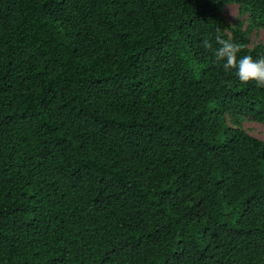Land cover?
I'll return each mask as SVG.
<instances>
[{"label": "trees", "instance_id": "1", "mask_svg": "<svg viewBox=\"0 0 264 264\" xmlns=\"http://www.w3.org/2000/svg\"><path fill=\"white\" fill-rule=\"evenodd\" d=\"M261 29L264 0H0V264H264V87L203 46Z\"/></svg>", "mask_w": 264, "mask_h": 264}, {"label": "clouds", "instance_id": "2", "mask_svg": "<svg viewBox=\"0 0 264 264\" xmlns=\"http://www.w3.org/2000/svg\"><path fill=\"white\" fill-rule=\"evenodd\" d=\"M216 46L208 40L203 41L206 49H211L218 61H222L225 70H234L242 82H255L264 87V57L254 58L251 55H239L241 45L221 35L215 37Z\"/></svg>", "mask_w": 264, "mask_h": 264}, {"label": "rangeland", "instance_id": "3", "mask_svg": "<svg viewBox=\"0 0 264 264\" xmlns=\"http://www.w3.org/2000/svg\"><path fill=\"white\" fill-rule=\"evenodd\" d=\"M239 5L238 4H228L224 10V15L231 22L236 21L241 18L239 14ZM257 43H264V30H256L251 35V46H254ZM244 128L251 133L252 135L261 138L264 140V124L252 119L248 118L244 122Z\"/></svg>", "mask_w": 264, "mask_h": 264}]
</instances>
